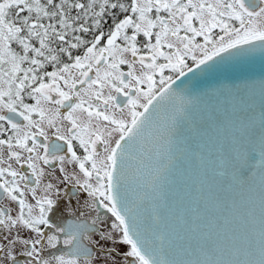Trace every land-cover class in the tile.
Listing matches in <instances>:
<instances>
[{
  "label": "snow or ice",
  "instance_id": "snow-or-ice-1",
  "mask_svg": "<svg viewBox=\"0 0 264 264\" xmlns=\"http://www.w3.org/2000/svg\"><path fill=\"white\" fill-rule=\"evenodd\" d=\"M256 52L264 0H0V264H264V222L179 259L147 206L196 103L175 79ZM240 127L243 185L264 108Z\"/></svg>",
  "mask_w": 264,
  "mask_h": 264
},
{
  "label": "water",
  "instance_id": "water-1",
  "mask_svg": "<svg viewBox=\"0 0 264 264\" xmlns=\"http://www.w3.org/2000/svg\"><path fill=\"white\" fill-rule=\"evenodd\" d=\"M262 79L264 57L256 52L243 65H225L210 72L195 69V75L187 73L172 85L177 94L196 103L182 129L184 142L168 179L160 192L149 193L147 206L159 212L173 252H183L179 259H195L188 253L212 243L226 245L229 236L253 228L258 231L264 222L259 142L252 145V171L241 177L247 183L232 180L229 163L233 147L247 139L240 122L254 117L255 131H259L264 90L245 85ZM155 176L153 170L146 179Z\"/></svg>",
  "mask_w": 264,
  "mask_h": 264
},
{
  "label": "flooded vegetation",
  "instance_id": "flooded-vegetation-1",
  "mask_svg": "<svg viewBox=\"0 0 264 264\" xmlns=\"http://www.w3.org/2000/svg\"><path fill=\"white\" fill-rule=\"evenodd\" d=\"M216 31H218V30H216ZM198 39H201V38H198ZM188 63H189V65L192 66V67L195 66L194 64H192V61H191V60H189ZM123 70L126 71V70H127L126 67H124ZM165 74H166V75H173L174 78H175V74H174V73H168V72H166ZM92 75H94V73H92ZM82 199H83V198H82ZM73 207H75V201H73ZM101 211H102V210H101ZM72 219H73V217H72L71 210H70L68 216L65 217V223L71 222Z\"/></svg>",
  "mask_w": 264,
  "mask_h": 264
}]
</instances>
